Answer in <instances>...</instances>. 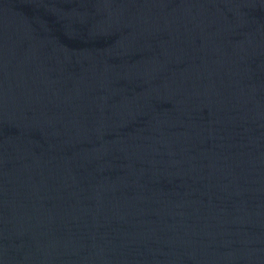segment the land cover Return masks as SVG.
<instances>
[{
	"label": "water",
	"instance_id": "1",
	"mask_svg": "<svg viewBox=\"0 0 264 264\" xmlns=\"http://www.w3.org/2000/svg\"><path fill=\"white\" fill-rule=\"evenodd\" d=\"M0 264H264V0H0Z\"/></svg>",
	"mask_w": 264,
	"mask_h": 264
}]
</instances>
